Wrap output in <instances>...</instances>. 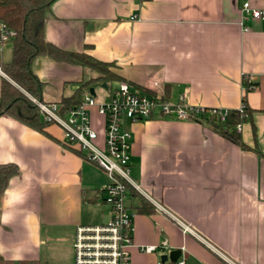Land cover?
Here are the masks:
<instances>
[{"label": "crops", "instance_id": "1", "mask_svg": "<svg viewBox=\"0 0 264 264\" xmlns=\"http://www.w3.org/2000/svg\"><path fill=\"white\" fill-rule=\"evenodd\" d=\"M244 2L264 10V0H57L47 13L48 43L114 63L135 87L221 110L240 109L246 95L251 114L240 134L248 149L197 120L156 114L132 125L135 264H158L174 250L186 264H264V19H245ZM33 71L46 103L84 79L81 66L47 56ZM7 164L19 174L0 200V262L72 264L77 227L109 220L108 175L67 145L58 125L39 132L1 115ZM164 240L169 250L140 249Z\"/></svg>", "mask_w": 264, "mask_h": 264}, {"label": "built area", "instance_id": "2", "mask_svg": "<svg viewBox=\"0 0 264 264\" xmlns=\"http://www.w3.org/2000/svg\"><path fill=\"white\" fill-rule=\"evenodd\" d=\"M242 13L245 19H264V10L253 8L250 2H244ZM136 18L133 16L132 19ZM15 38V30L0 20V80L4 78L16 85L2 68L5 48ZM104 89L108 96L103 103L99 104L97 94L93 95L87 90L81 102L66 113L58 102L46 103L27 94L37 106L43 120L62 129L65 143L85 151L88 159L100 167L110 180L102 189L103 205L107 209L109 220L104 224L77 227L72 264H135L131 252L135 247L134 214L127 205L130 189L140 190L131 176L133 124L146 122L156 114L176 120H196L204 114H220L221 120L225 121L229 112L191 106L183 95L177 101H172L159 93L144 92L124 80L107 85ZM243 108L242 104L239 110ZM96 124L101 127L102 134L96 129ZM237 130H241V124L237 126ZM182 226L186 232L192 231L190 227L184 224ZM157 248L169 250L168 240H164L159 246H141L140 249L145 253H152ZM158 264H186V261L179 258L177 261H160Z\"/></svg>", "mask_w": 264, "mask_h": 264}, {"label": "trees", "instance_id": "3", "mask_svg": "<svg viewBox=\"0 0 264 264\" xmlns=\"http://www.w3.org/2000/svg\"><path fill=\"white\" fill-rule=\"evenodd\" d=\"M55 1L57 0H0V20L16 32V38L11 42L14 44L12 61L2 63L3 70L16 85L4 78L0 80V116H11L39 132H45V128L52 124L43 120L37 106L27 95L42 100L45 84L33 71V63L38 57L47 56L58 62L78 65L83 70L91 71L96 75L80 82V86L74 94L63 96L58 102L62 105V110L65 113L77 106L84 93L95 88V84L101 83L110 86L115 82L124 80L116 72H113V69L116 68L114 63L103 62L84 53L67 52L46 41V16ZM246 85L247 92L253 89L249 84ZM139 89L150 94H156L147 88ZM242 102L243 110H229L225 121L221 120L220 114L211 116L204 114L196 120L210 125L214 132L237 144L242 149H248L242 141L240 131L237 130V126L246 122L251 114L246 95ZM18 174L19 167L17 165L0 166V200L9 185L10 179Z\"/></svg>", "mask_w": 264, "mask_h": 264}, {"label": "rangeland", "instance_id": "4", "mask_svg": "<svg viewBox=\"0 0 264 264\" xmlns=\"http://www.w3.org/2000/svg\"><path fill=\"white\" fill-rule=\"evenodd\" d=\"M13 50H14V44L13 43H10L6 46L5 51L2 55V60L4 63H9L12 61ZM113 72H115V69H113ZM83 75H84V79L82 81H86V80L90 79L91 77L96 76L93 72L88 71V70H84ZM79 86H80L79 83H73V82L67 83V85L64 88V92H63L64 96H69V95L74 94L76 92L77 88H79ZM94 87H95V93L97 94V102L99 104L103 103L104 100L107 99L108 92L101 86V83L95 84ZM94 120L97 121V118H95ZM95 126H96V129L98 131H100V133L102 134L101 127L97 124ZM101 211L102 210L100 209L99 206L93 209L94 215H96V216H100Z\"/></svg>", "mask_w": 264, "mask_h": 264}, {"label": "water", "instance_id": "5", "mask_svg": "<svg viewBox=\"0 0 264 264\" xmlns=\"http://www.w3.org/2000/svg\"><path fill=\"white\" fill-rule=\"evenodd\" d=\"M104 87L106 88L107 85L104 84ZM90 91H91V93H92L93 95L96 94V93H95V88H91ZM181 254H182L181 250H174V251H172L169 255H165V256H163V257H162V261H163V262H166L169 258H170L172 261H177V260L181 257Z\"/></svg>", "mask_w": 264, "mask_h": 264}]
</instances>
